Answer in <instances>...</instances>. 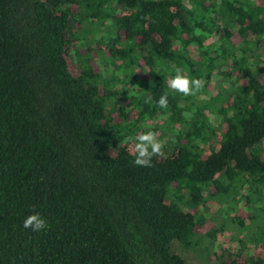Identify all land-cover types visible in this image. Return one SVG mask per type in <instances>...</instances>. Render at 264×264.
Here are the masks:
<instances>
[{
    "label": "trees",
    "instance_id": "1",
    "mask_svg": "<svg viewBox=\"0 0 264 264\" xmlns=\"http://www.w3.org/2000/svg\"><path fill=\"white\" fill-rule=\"evenodd\" d=\"M88 20L110 21L94 47ZM262 41L264 0H0V264H189L173 244L198 243L209 202L253 230L211 264H264ZM98 52L110 72L143 69L122 97L114 71L98 84ZM177 69L203 87L171 89ZM163 127L172 142L135 166L132 138ZM33 213L46 229H24Z\"/></svg>",
    "mask_w": 264,
    "mask_h": 264
},
{
    "label": "rangeland",
    "instance_id": "2",
    "mask_svg": "<svg viewBox=\"0 0 264 264\" xmlns=\"http://www.w3.org/2000/svg\"><path fill=\"white\" fill-rule=\"evenodd\" d=\"M110 21L107 20L105 23H100L97 20L92 21H86L82 24L83 27V34L87 37V40L84 43L85 45H90L91 47L95 46V40L100 38L102 35H104L107 32V26L109 25ZM218 38V35L211 36L208 41L212 42L215 41ZM82 45V44H81ZM250 50L253 51V53H257L260 56L259 59V66L264 67V41H262L257 47H254L253 45L250 46ZM103 52H98L95 54V61L96 63L101 67V74L98 77V84H103V81L109 80L112 78V72L114 71L115 76L121 75L122 79L124 80L125 83H121L119 81H116L112 83L110 81L108 88L110 90H115L118 91L119 96H123L122 89L127 88V89H132L133 85L129 82L130 79L132 78H139L142 74V68H133L132 69V74H130L128 77H124L123 73L119 72L116 70L114 65L107 63L105 67V63H103V59L101 57ZM102 60V61H101ZM108 68H112V72H110ZM264 75V72H262ZM215 77L211 80V85L213 86V89L219 90L223 87H226L229 85V83L226 85L227 81L222 80V77L219 74H215ZM212 93L211 89H203L200 91L198 94L199 99H207L210 97ZM114 96L111 97L108 101L112 102L113 99H116ZM210 120L213 122V124L216 126L218 125L220 121V116L209 113ZM147 124L144 125L146 127H153L155 125H163V117H158L155 119H148ZM162 133L159 131L157 132L156 136L160 137V141L163 142V144H166V141L172 142L173 140V133L172 131L168 130V128H162ZM167 130V131H166ZM160 133V134H159ZM221 204L219 205L218 203L214 202H209L206 203L205 206H200L198 207V213H203L202 215L204 216V219H206L205 226L201 230V234L199 235V238L197 240V244L193 245L190 249H185L184 247L180 246L179 244H173V250L175 253L179 254L183 258L187 260L189 264H211V261L208 259L209 255L213 256L215 251H218L221 249V247L231 249V250H238L241 246V241L247 242L249 240V237L252 235V231H248L247 229L243 228L241 229L239 226H237L234 223H230V221L224 216L222 209H221ZM221 223H223V228L222 231L217 232L213 238H208L206 236V231L209 226L211 227H220ZM239 227V228H238ZM248 247L246 244L244 247ZM249 246L245 250H241L243 252V255L245 257H248L250 255L255 254L256 246L252 250ZM205 258V259H204Z\"/></svg>",
    "mask_w": 264,
    "mask_h": 264
},
{
    "label": "clouds",
    "instance_id": "3",
    "mask_svg": "<svg viewBox=\"0 0 264 264\" xmlns=\"http://www.w3.org/2000/svg\"><path fill=\"white\" fill-rule=\"evenodd\" d=\"M202 87L203 81L201 79L186 76L180 69L176 70L170 82V88L184 96L192 95ZM158 104L161 108H167V95L160 96ZM132 139L135 141L133 164L139 167H151L153 157L162 152L163 142L158 140L156 134L152 131H146L143 134L134 136ZM23 227L39 232L46 229L47 223L41 215L33 213L25 217Z\"/></svg>",
    "mask_w": 264,
    "mask_h": 264
}]
</instances>
